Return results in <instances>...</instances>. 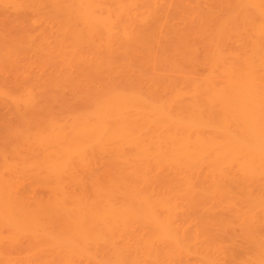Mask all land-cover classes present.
Here are the masks:
<instances>
[{
    "label": "bare ground",
    "instance_id": "obj_1",
    "mask_svg": "<svg viewBox=\"0 0 264 264\" xmlns=\"http://www.w3.org/2000/svg\"><path fill=\"white\" fill-rule=\"evenodd\" d=\"M237 2L209 29L191 0H0V105L41 120L0 167V264H264V33ZM66 89L88 109L42 115Z\"/></svg>",
    "mask_w": 264,
    "mask_h": 264
},
{
    "label": "rangeland",
    "instance_id": "obj_2",
    "mask_svg": "<svg viewBox=\"0 0 264 264\" xmlns=\"http://www.w3.org/2000/svg\"><path fill=\"white\" fill-rule=\"evenodd\" d=\"M194 1H196V2H194ZM191 0V3L194 5H192L191 7H192V10L194 9L195 11H193L194 12V14H195V18L196 19H204L203 21H205V18H206V20H207V24L209 25V23H211L212 22V24H210L209 25V29H212V27H213V25L214 24H216V19L218 20L217 22H218V25L219 24H221L220 26H224V24H230L231 22H232V19H233V22L232 23H237V24H241V21L243 20V19H246V17L244 16V15H242L243 13V11H241V8H240V6L239 7H237V5L236 4H238V2H237V0ZM243 3H245V4H243L242 2H241V5H243V6H245L247 3L245 2L246 0H241ZM260 2H261V5H264V0H259ZM195 4H194V3ZM258 2V1H257ZM256 2V0H254V10L252 9V8H248L249 9V11H248V9L246 8V6L243 8V6H241L242 8H243V10L246 8V12H248L250 15H248V18H252V17H254V37H259V34L260 33H264V32H260V30H257L258 28H259V26L261 27V24H264V15H260L258 12L261 10H259L258 11V7L256 6L257 3ZM197 3H198V5H197ZM208 3V4H207ZM236 3V4H235ZM202 4H203V7H202ZM220 4H221V6H220ZM229 4V5H228ZM240 4V3H239ZM238 4V5H239ZM199 5H200V8H198L199 7ZM232 5V6H231ZM196 6H198V7H196ZM260 6V5H259ZM194 7H196V9L194 8ZM225 7V8H224ZM248 7V6H247ZM257 7V8H256ZM203 8V9H202ZM231 8V9H230ZM237 8V9H236ZM207 9V10H206ZM238 9H240V10H238ZM213 10H214V13H213ZM227 12V15H226V13L224 14V12ZM262 10H264V9H262ZM220 13H219V12ZM202 12H206L205 13V16H207V17H205L203 14H201ZM212 12V13H211ZM216 12V13H215ZM240 12V13H239ZM234 13V14H233ZM239 13V14H238ZM254 13V14H253ZM213 14V15H212ZM222 14V15H221ZM232 14V15H231ZM209 15V16H208ZM226 15V16H225ZM234 15V16H233ZM235 15H238V16H236L235 17ZM233 16V17H232ZM250 16V17H249ZM230 17H232V19H229ZM213 18V19H212ZM215 19V20H214ZM227 19H229L228 21H227ZM210 20V21H209ZM213 20L215 21V23L213 24ZM222 20H223V22H222ZM230 20H231V22H230ZM236 20V21H235ZM208 21H209V23H208ZM225 21H227V22H225ZM235 21V22H234ZM238 21H240L239 23H238ZM206 22V21H205ZM232 23H231V25H232ZM239 24V25H240ZM226 26V25H225ZM224 26V27H225ZM238 26V25H237ZM236 26V27H237ZM240 26H242V25H240ZM211 27V28H210ZM215 27H217V26H215ZM219 27V26H218ZM217 27V28H218ZM223 27V28H224ZM228 27L230 28V26L228 25ZM233 27H234V25L233 26H231V28L233 29ZM216 28V29H217ZM222 28V27H221ZM229 28H227V29H229ZM240 28V27H239ZM216 29H214V30H216ZM242 29V28H241ZM260 29V28H259ZM218 30V29H217ZM230 30V29H229ZM234 30H236V29H233V33H232V30H231V32L230 33H232V34H234ZM212 31V30H211ZM227 31V30H226ZM259 31V32H258ZM213 32V31H212ZM214 33V32H213ZM216 33V32H215ZM214 33V34H215ZM226 33H228V31L226 32ZM229 33V34H230ZM236 33V32H235ZM262 35H264V34H261V36ZM198 54L201 56V48H199L198 49ZM180 63V62H179ZM180 64H183V63H180ZM184 65H185V63H184ZM186 66V65H185ZM202 70H203V68L201 67V66H198L197 68H196V71H197V73H201L202 72ZM117 81L119 82V85H122L121 87H123V88H132L131 86H127V85H125L124 83H120V80L119 79H117ZM116 81V82H117ZM117 82V83H118ZM125 85V86H124ZM133 88H134V86H133ZM64 95H63V97H65L64 99H65V101H63V102H60L59 104H57V103H49L47 106H46V108H45V110L41 113L42 115H44V116H46V117H50V118H52L53 117V119H55V120H58L59 119V121L61 120V121H63V120H68L69 119V116H68V114L70 115V117H71V115L72 114H74V113H80V112H84L86 109H88V107L90 106L89 104H87V102L84 104V101L81 103V104H79L78 103V101L80 100V97L78 98H76V96L75 95H77V96H81V95H79V94H76V92L75 91H73V90H69V89H66V90H64V93H63ZM77 101V102H76ZM64 103V104H63ZM52 104V105H51ZM65 105H66V107H65ZM70 107V108H68V106ZM85 106V107H84ZM49 108V109H48ZM68 109V110H67ZM12 109H9V108H6V107H4V106H2V105H0V167H2L3 165L2 164H4L6 161L7 162H9V163H19V162H21V159L20 158H22V157H24L23 159H28V157L29 158H31V157H33V155H32V153L30 152V150L28 149V144H24L26 141H24L23 140V138H24V134L26 133V131H28L29 130V127L30 128H32V126H34V120L36 119H34L33 121H31L32 119H30L31 118V116H30V118H29V122H27L26 121V119H23L22 120V118H19L18 117V115H15L14 114V112L12 113V111H11ZM6 113V115H8V116H6L5 117V114L4 113ZM2 113V114H1ZM53 113V114H52ZM14 114V115H13ZM55 114H57V115H55ZM10 115V116H9ZM11 115H13V117L11 116ZM42 115H40V116H42ZM54 115H55V117H54ZM16 116H17V118H16ZM44 116H42V118L44 117ZM67 116H68V118H67ZM11 118V119H10ZM65 118V119H64ZM2 119H4V120H2ZM8 119V121H6ZM17 119V120H16ZM28 119V118H27ZM37 120V121H36ZM35 120V123H37L38 124V122H41V120L40 121H38V119H36ZM4 122H9L8 124H4ZM25 122V123H24ZM15 123H17V124H15ZM10 124V125H9ZM40 124V123H39ZM38 124V125H39ZM10 127H9V126ZM13 125H15V126H13ZM30 125V126H29ZM9 128H8V127ZM13 128H12V127ZM21 126V127H20ZM29 126V127H28ZM6 127V128H5ZM7 129V130H6ZM8 129H11V131L10 130H8ZM19 132V133H18ZM11 135H13V137L11 136ZM17 139V140H16ZM19 140H20V143H19ZM8 142V143H7ZM11 144V145H10ZM18 144V145H17ZM23 144H24V146H23ZM20 145L22 146V147H20ZM1 146H3V147H1ZM7 146V147H6ZM20 147V148H19ZM4 149H5V151H4ZM22 150V151H21ZM7 151V152H6ZM10 151L13 153V155L15 156V158L13 157V155L11 156V154H10ZM24 151V152H23ZM29 152H30V154L32 155L31 157H30V155H28L29 154ZM7 153V154H6ZM6 154V155H5ZM8 155V156H7ZM5 157V158H4ZM12 157V158H11ZM13 158L15 159V160H13ZM17 158H19V160L20 161H17ZM35 159V158H34ZM16 161V162H15ZM101 165H103V163H101ZM98 166H100V164H98ZM97 166V167H98ZM97 167L96 168H94V170H91L92 172H85V174H84V176H83V179L85 178V181L83 182L84 183V186L85 187H83L84 189V191H85V193H86V195H88L89 197L91 196V199L93 198V196L91 195V193H92V190H93V187L95 188V181L94 180H97V182H98V184L100 183V180H102V182H103V180L104 179H102V178H105L106 177V174L104 173V172H106V167L104 166V167H102L101 166V168L100 169H98V171H97ZM103 172V173H102ZM101 174V175H100ZM4 175H8V173L7 172H4ZM86 175V176H85ZM105 175V176H104ZM91 178V179H90ZM93 179V181H91ZM27 181H25L24 179H21L20 181H21V183L22 182H27V184H25V183H22L21 185H22V187H23V189L24 190H28V192H30V190H32L33 188V190H35V192H36V197H40L41 195L43 196V198L44 199H46L47 198V195H48V193L45 191L44 193H43V191L45 190V188L44 189H42V187L40 188V189H38L37 190V188H38V186H39V184L38 185H35V184H32V183H30V181H28V179H26ZM87 181H88V183H87ZM85 182H86V184H85ZM28 183H29V185H28ZM95 184V185H94ZM24 186H25V188H24ZM27 186H29V187H27ZM33 186V187H32ZM27 187V188H26ZM31 187H32V189H31ZM29 188H30V190H29ZM26 190V191H27ZM32 190V191H33ZM32 191H31V195H32ZM40 191V192H39ZM37 192H38V194H37ZM71 192L72 193H74L75 191L73 190V189H71ZM42 193V194H41ZM29 194V193H28ZM41 194V195H40ZM35 195V193H33V196ZM49 196H50V193H49ZM95 197V196H94ZM4 231V235L6 234V231L5 230H3ZM25 242V243H24ZM24 244H26V241L24 240Z\"/></svg>",
    "mask_w": 264,
    "mask_h": 264
}]
</instances>
